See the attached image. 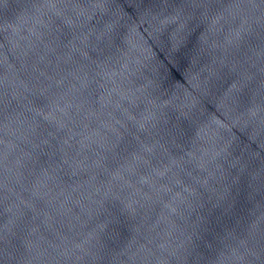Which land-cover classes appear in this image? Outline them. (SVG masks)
Listing matches in <instances>:
<instances>
[{"label":"water","instance_id":"water-1","mask_svg":"<svg viewBox=\"0 0 264 264\" xmlns=\"http://www.w3.org/2000/svg\"><path fill=\"white\" fill-rule=\"evenodd\" d=\"M0 264H264V0H0Z\"/></svg>","mask_w":264,"mask_h":264}]
</instances>
